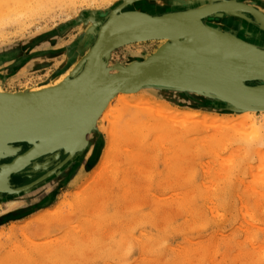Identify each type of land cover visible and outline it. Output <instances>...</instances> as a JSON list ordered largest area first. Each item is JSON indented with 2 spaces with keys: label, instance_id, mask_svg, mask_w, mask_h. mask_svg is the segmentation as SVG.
<instances>
[{
  "label": "rangeland",
  "instance_id": "rangeland-1",
  "mask_svg": "<svg viewBox=\"0 0 264 264\" xmlns=\"http://www.w3.org/2000/svg\"><path fill=\"white\" fill-rule=\"evenodd\" d=\"M29 1L25 9L0 0L2 91L44 83L59 71L72 75L122 0ZM132 1L143 12L216 3ZM243 1L264 12V0ZM92 19L96 25L85 33ZM160 44L121 47L107 63L125 66ZM141 94L146 101L128 106L140 126L122 138V125L115 127L119 141L109 159L97 123L89 148L44 184L0 196V264H264L263 113L244 125L242 113L193 92L159 87Z\"/></svg>",
  "mask_w": 264,
  "mask_h": 264
},
{
  "label": "bare ground",
  "instance_id": "bare-ground-1",
  "mask_svg": "<svg viewBox=\"0 0 264 264\" xmlns=\"http://www.w3.org/2000/svg\"><path fill=\"white\" fill-rule=\"evenodd\" d=\"M38 1L39 0L34 1L36 6H40L39 3L42 2ZM148 1L154 5H157L158 3H164L167 0ZM170 1L177 5L180 4L179 7H182L185 4L192 5V0H179L180 2L176 0ZM212 2L216 3L202 5L192 9H177V6L170 7L167 5L157 12H143L132 8V5L134 4L132 0H122L121 3L115 8L112 18L108 20L102 26V30L93 37L91 40L92 42L87 48L85 54H80V63L75 66L77 69L72 75L68 74V71H59L57 75L50 77L44 83L28 87L24 90L17 92H6L0 90V97L32 96L43 94L48 95L56 92L59 89L76 85L79 81H83L88 77H92L91 73L93 68L97 66L93 57L94 48L104 30H107L106 39H109L118 33L126 34L128 39H139L137 42L127 43L115 48L114 50H108L109 52L107 50L104 51L102 56L101 71V77L104 79L105 77H108L107 75H117L118 73L124 71L123 69L118 71L114 69V67L121 66L122 68H126L134 64L141 65L154 58L153 56L156 55L157 51L162 48L165 50V53L178 52L181 54H187L193 53L195 51H207L214 53L241 52L264 56V32L260 30L262 32L259 31L260 33H257L254 29H252V27L249 26L250 20L255 19L259 21L260 26L264 27V22L262 21L264 18V12L256 9L253 5L245 3L243 0H213ZM5 4L7 7L12 5L27 9L29 7L30 1L5 0ZM217 4L222 5L220 6L221 11L216 13L212 12L213 10L210 12L208 11V6H214ZM100 15H102V13H98V16ZM214 15H219L217 20L213 18L215 17ZM87 17L88 16L85 15L84 17H77L73 24H82V22H85ZM164 20H166V23L157 27V25L161 24V21ZM90 22L91 23L88 22L89 25L86 26L85 33H87L88 30H92L93 26L96 25L95 19H92ZM207 31H211L210 35L207 34ZM255 37L257 38L256 41ZM148 41H158L161 43L158 49L151 55L143 59L137 58L125 66L116 65L112 67L109 65V62L107 63L109 57L115 50L128 45L144 43ZM123 42V39H116L114 40L113 44L116 46L122 44ZM107 54H109L108 59L104 57ZM160 55L162 54L157 56ZM97 83V87L100 89L104 88L107 84V82L104 80H100ZM230 83L235 85L238 89L243 90L242 92H247L249 89H253L258 93L264 94L263 79L231 80ZM159 87L172 89L170 87L151 86L144 84L132 91H118L116 94L112 95L92 123L90 130L85 136V141L82 145V148L66 161H64L66 159V154L64 153L69 152L67 149L71 148L75 142L62 144V142L65 140L60 137H56L52 141V143H55V145H53L54 149H52V151L45 150L46 147L49 149L51 144L47 145L45 143L44 145H40L34 142L36 137L39 135H44L46 138L50 135H53L50 133V131H52V128H55V126L58 125V121H60L59 119L50 120L39 125L31 126L18 132L0 133V150L4 148L2 151L3 153L12 154L11 157L0 160L1 168L5 167L4 169L0 170V190H16V193H0V196H14L24 194L41 186L42 183L44 184L47 179H50L52 176L57 174L62 168L77 159L89 148V138L93 130L96 128L97 123L99 124L97 127L102 129L103 133L105 134L106 150L104 151L102 157L104 159H109L112 153V147L119 141V138L115 134V127L122 125L120 133V137L122 138L125 136L129 128L133 127L134 130H137L140 126L138 123H134L137 122L136 119L138 118V115L136 112L129 110V103L135 98L139 101H146V98L141 93L147 92L149 90L157 91ZM165 92L171 93L172 91L167 90ZM231 93L233 94V92ZM95 95L96 93H92L91 95L83 97V99H85L83 103L91 101ZM199 96L203 99H211L210 97H206L202 94H199ZM219 103L232 108V112L234 111L242 113V122L244 125L257 123L252 113L258 112L263 113L264 115V107H261L260 110H243L246 107H244L242 104H236V106H234L220 101ZM74 115L75 114L63 117L64 122L67 121L66 127L69 126L70 120L74 117ZM128 118H130V120ZM184 123L188 124V121L185 120ZM164 128L166 131L170 130L167 125ZM67 131H69V129H67ZM21 138L34 139L33 142L28 139L34 144H32V146H28L24 144V140L20 143H12ZM76 138L77 136L69 137V141L75 140ZM206 139L207 143L216 144L215 138ZM159 140L160 143H163L162 140L164 139L161 137ZM8 145L11 147H8ZM63 145L66 147L65 150L63 149ZM179 145L182 146L183 144ZM165 150H167V147ZM51 171L53 172L50 173ZM97 174L98 173H94L92 179L97 177ZM17 177H25L27 180H30L28 182L26 181L23 185L21 184L17 186V184L15 185L14 182L15 178ZM37 179L39 184L37 183V185L34 186L30 184L32 182L34 184L35 180ZM41 198H39V200Z\"/></svg>",
  "mask_w": 264,
  "mask_h": 264
},
{
  "label": "water",
  "instance_id": "water-1",
  "mask_svg": "<svg viewBox=\"0 0 264 264\" xmlns=\"http://www.w3.org/2000/svg\"><path fill=\"white\" fill-rule=\"evenodd\" d=\"M220 6L222 5L208 6V11L213 10L212 12L214 13L221 11ZM165 23L166 20L161 21V24H158L157 27ZM259 27L264 32V27ZM101 30L102 27L98 33ZM106 33L107 30L102 32L94 48L93 57L97 66L93 68L92 77L48 95L0 97V133L18 132L31 126L59 119L58 125L50 131L53 135L47 138L44 135H39L35 141L34 139L21 138L12 143H20L23 140L24 144L28 146H32L34 144L32 143L33 141L40 145L46 143L47 145L51 144V146L49 149L46 147L45 150L52 151L54 149L53 145H55L52 141L56 137L65 140L62 144L75 142L71 148L67 149L69 152L64 153L66 154L64 161H66L82 148L85 136L90 130L92 123L112 95L118 91H132L144 84L194 92L198 95L208 96L215 101L229 103L234 106L242 104L246 107L243 110H260L261 107H264L263 93H258L253 89L242 92L243 90L230 83L231 80H264V56L241 52L214 53L195 51L187 54L178 52L165 53L162 48L157 51V54L153 56L154 58L151 57V60L141 65L134 64L126 68L121 66L114 67L118 71L122 69L124 71L117 75H107L108 77L104 79L101 77L104 51L114 50L124 44L139 40L128 39L127 35L123 33H118L106 39ZM210 33L211 31H207L208 35ZM116 39H123L124 42L115 46L113 42ZM159 54L162 55L157 56ZM104 57L108 59L109 54ZM100 80L107 82L106 86L101 89L97 87V82ZM229 91L233 92V94ZM92 93H96L95 97L91 101L83 103L85 100L83 97ZM72 114L75 115L70 120L67 128V121L64 122L63 117ZM74 136H77V138L69 141V137ZM9 145L8 147H11ZM3 149L0 150V160L12 156V154L3 153ZM63 149H66L65 145H63ZM35 182L30 184L33 186L37 185L38 179ZM15 191V189H3L0 190V193L13 194L16 193Z\"/></svg>",
  "mask_w": 264,
  "mask_h": 264
}]
</instances>
